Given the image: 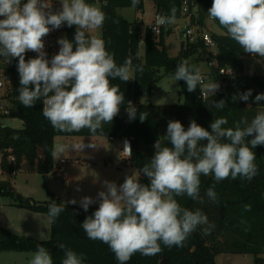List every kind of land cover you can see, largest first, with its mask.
<instances>
[{
  "label": "clouds",
  "instance_id": "obj_1",
  "mask_svg": "<svg viewBox=\"0 0 264 264\" xmlns=\"http://www.w3.org/2000/svg\"><path fill=\"white\" fill-rule=\"evenodd\" d=\"M59 2L60 8L53 11L52 0H26L23 4L22 0H0V57L7 62L18 58V99L24 107L32 108L42 100V114L54 129L68 133L88 129L95 134L118 115L125 96L111 80L134 79L132 60L126 58L118 65L104 40L91 34L103 27L105 13L100 8L86 0ZM138 3L132 0L134 7ZM175 13L172 8L171 15L158 16L156 23L174 24ZM207 13L245 53L264 58V0H212ZM64 24L76 27L74 40L60 38L59 51L49 60L44 37ZM29 51L38 55L26 61ZM173 78L184 81L189 92L199 86L202 95L212 96L220 87L215 82L205 84L200 70L187 61L177 66ZM251 94L248 90L239 98L248 101ZM260 101H264V93L256 95L255 102L260 105ZM215 107L223 108L224 102H217ZM128 115L130 120L135 119L136 109L128 108ZM227 124L226 118H216L209 131L193 120L185 130L180 121H169L164 138L171 146H162L157 139L153 157L140 169L150 184L140 183V173L135 172L119 186L105 180L106 191L98 193L99 207L81 224L87 237L107 244L119 264H127L137 252L144 256L159 254L162 244L182 247L200 225H208L204 229L207 234L214 227L208 217L199 209L183 208L175 197L186 195L200 200L201 175H212L217 182L229 177L251 180L257 173L253 149L264 145V108L251 121L245 117L234 128L223 127ZM247 137L252 139L246 141ZM65 147L56 145L53 155L62 154ZM86 147L96 149L97 145L70 146L79 152ZM123 151L131 157L128 141ZM206 196L211 201L217 199L212 187ZM94 202L85 196L80 205L87 211ZM70 203L77 201L72 199ZM63 210L53 201L48 215L55 219ZM245 210L250 211L251 206L245 205ZM60 248L64 249L61 264H84V258L75 251L63 244ZM30 264H53V259L44 247H38Z\"/></svg>",
  "mask_w": 264,
  "mask_h": 264
},
{
  "label": "trees",
  "instance_id": "obj_2",
  "mask_svg": "<svg viewBox=\"0 0 264 264\" xmlns=\"http://www.w3.org/2000/svg\"><path fill=\"white\" fill-rule=\"evenodd\" d=\"M156 13L164 16L171 15V9H176V19H179L184 0H152ZM196 3L199 12V22L205 24L209 18L208 9L212 0H190ZM90 4H101L105 13L102 27V39L107 50L113 54L118 65L124 63L126 58H131L134 70V79L123 82L119 79L111 80L112 85L118 86L124 94V103L120 107L137 104L135 119L119 120L114 118L111 124L104 125L95 134L88 129L80 132H60L52 127L42 114V100L32 108L24 107L18 99L19 73L17 70L18 58L8 62L7 71L12 74L11 86L7 89L5 100L8 102L9 114H0V153L1 175H14L19 171L38 173L48 177L54 167L53 151L58 135L79 136H106L110 139L125 138L132 149L129 161L140 169L150 162L155 153L154 144L157 139L162 146H171L164 136L166 135L169 121H180L185 130L190 122H195L211 131L210 124L216 118H226L228 124L223 127H235L242 118L251 121L256 113L264 108V101L258 105L255 97L264 93V75L250 72L245 65L243 49L232 40L218 21L214 23L222 30L220 34H213L217 43L215 53H210L202 41L195 43L182 42L181 55L171 58L164 48L165 36L171 29H163L157 36L150 28H144L142 22L129 21L118 13L121 8H134L144 10V0L134 7L132 0H86ZM66 38L74 40L76 27H63ZM142 40L144 41V54L141 55ZM197 55L207 56L209 64V77L220 79L219 70L224 67H233L240 75L230 84H224L214 95L202 99L198 86L195 91L189 92L184 81H180L181 93L184 101L178 104L154 105L151 102H139V98L150 93L154 85L164 75L174 76L177 66L187 61L189 66L195 68L190 62ZM35 58L28 52L25 53L26 61ZM7 61V59L4 58ZM141 69V70H137ZM7 79V77H6ZM34 87V86H30ZM252 90L248 101H242L241 94ZM219 101L224 102L223 108L215 107ZM140 116L145 117L143 121ZM19 118L23 128L17 129L5 126L1 118ZM243 127V125H241ZM252 137H247L250 141ZM206 143V141L204 142ZM253 151L256 154L255 163L257 173L251 179L231 177L217 182L212 175H201L200 200L190 197H175L178 203L191 211L199 209L208 217L209 224L214 225L206 234L204 229L208 225H200L184 241L182 247H165L154 256H144L139 252L134 254L127 264H161L165 259L166 264H216V257L221 254H250L255 257V264H263L264 256V145L257 146ZM140 183L148 185L150 180L142 172ZM212 187L217 193L216 201H211L206 196L208 188ZM0 195L15 196L12 183L0 178ZM15 205L33 211L47 213L50 204L55 201L63 206V212L55 219L51 218V237L47 241L34 243L31 239L13 234L0 226V251L37 250L44 247L50 252L53 264H61L64 258L65 245L84 258V264H119L115 254L109 246L99 240H91L81 227L83 221L98 208L89 206L85 211L80 205L66 204L61 198L52 196L51 201L37 203L33 199H25L21 195ZM245 205H250L251 210L246 211Z\"/></svg>",
  "mask_w": 264,
  "mask_h": 264
},
{
  "label": "rangeland",
  "instance_id": "obj_3",
  "mask_svg": "<svg viewBox=\"0 0 264 264\" xmlns=\"http://www.w3.org/2000/svg\"><path fill=\"white\" fill-rule=\"evenodd\" d=\"M26 0H22V4ZM57 3L52 2V9L56 11L60 8L59 0ZM96 7L101 9V4L97 2ZM118 13L124 16L129 21L142 22L144 28H149L155 17L156 11L152 0H144V10L137 11L134 8H121ZM3 19V17H0ZM181 24L180 21L177 22ZM209 30L212 33L220 34L222 30L210 20L207 21ZM62 25L56 31L55 40L66 38V32ZM172 27L171 32L165 36L164 48L169 57L175 58L181 55L182 39L178 35L176 29ZM102 39V29L91 33ZM144 41L142 40L141 55L144 54ZM31 56L36 57L35 52H28ZM207 56L197 55L192 57L190 62L195 68L200 70V73L207 83H212L209 76V64ZM246 68L256 74L264 75V58L248 54L245 58ZM8 62L0 57V77L11 79L12 74L7 71ZM134 72V70H133ZM160 74L163 77L154 85L150 93L139 98V102H151L154 105L178 104L184 101V96L181 93L180 81H175L174 76L164 75L161 70ZM7 88L0 90V100L4 104L8 102L4 99L7 93ZM1 123L5 126L14 127L17 129L23 128V122L19 118L3 117ZM125 138L110 139L106 136H79V135H58L56 136V145H65V150L62 154L54 155V163L57 164L60 159L68 160L67 172L71 177L72 185L66 187L61 179L49 175L43 177L38 173L27 171H19L14 175H1V179L9 180L15 191V196L0 195V226L9 230L18 236H24L31 239L34 243L47 241L51 237V218L47 213L33 211L24 207L15 205L18 203V197L21 195L25 199H33L37 203L49 202L52 196L61 198L66 204L80 205L83 197H92L95 201L90 206L99 207L98 193L106 191L104 181L115 182L118 186L124 182L127 175L133 172L139 174L137 168L129 161L128 154L123 151ZM76 143H94L96 149L84 148L82 152L75 151L70 148ZM55 145V146H56ZM141 177V175H140ZM139 177V179H140ZM79 189V190H77ZM72 199L77 201L76 204L70 203ZM81 206V205H80ZM36 250L24 251H0V264H30L33 253ZM50 253V252H49ZM51 255V254H50ZM216 264H255V257L250 254H221L216 257ZM264 264V256H263Z\"/></svg>",
  "mask_w": 264,
  "mask_h": 264
},
{
  "label": "built area",
  "instance_id": "obj_4",
  "mask_svg": "<svg viewBox=\"0 0 264 264\" xmlns=\"http://www.w3.org/2000/svg\"><path fill=\"white\" fill-rule=\"evenodd\" d=\"M53 3H57L56 0H52ZM53 8V7H52ZM53 10V9H52ZM158 16H164L162 13H156L153 19L152 24L149 25V28L154 32L155 35L159 36L163 29L168 30L174 27L182 39L184 43H195L197 41H202L207 46V49L210 53H215L217 50V43L213 38V34L209 30V25L207 21H211L214 23V20L208 18L205 21V24H201L199 22V12L198 6L195 2L190 0H184L181 7L180 17L176 19L174 24L168 25H158L156 23V19ZM180 21L181 24L177 22ZM173 28V29H174ZM57 30L50 32L47 36L44 37L45 48L44 51L47 54V58L51 60L52 56L58 53L59 47L57 45V41L55 40V33ZM221 71L223 73H221ZM240 73L237 69L233 67H224L219 70L220 79H211V82H215L219 84V89L223 87L224 84H230L233 82ZM203 78V77H202ZM204 83L206 84L205 78H203ZM11 86V79H6L4 77H0V90L7 88V86ZM218 89V90H219ZM199 97L202 99H206L210 97V95H202L199 93ZM147 103H149L147 101ZM134 107L137 111V104H131L128 107H120V111L116 116L119 120H127L129 119L128 108ZM0 114L5 115L9 114V110L7 105L1 102L0 100ZM113 140V139H112ZM68 160L60 159L57 164H54L53 170L50 175H53L56 178L61 179L62 183L66 187H70L72 185V180L70 175L67 172ZM0 174H1V153H0Z\"/></svg>",
  "mask_w": 264,
  "mask_h": 264
},
{
  "label": "water",
  "instance_id": "obj_5",
  "mask_svg": "<svg viewBox=\"0 0 264 264\" xmlns=\"http://www.w3.org/2000/svg\"><path fill=\"white\" fill-rule=\"evenodd\" d=\"M161 264H166V261H165V259H163V260H162V263H161Z\"/></svg>",
  "mask_w": 264,
  "mask_h": 264
},
{
  "label": "crops",
  "instance_id": "obj_6",
  "mask_svg": "<svg viewBox=\"0 0 264 264\" xmlns=\"http://www.w3.org/2000/svg\"><path fill=\"white\" fill-rule=\"evenodd\" d=\"M119 10V9H118ZM128 20V19H127Z\"/></svg>",
  "mask_w": 264,
  "mask_h": 264
}]
</instances>
